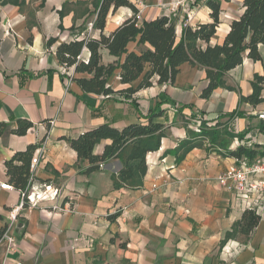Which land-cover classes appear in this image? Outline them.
<instances>
[{
    "label": "crops",
    "instance_id": "1",
    "mask_svg": "<svg viewBox=\"0 0 264 264\" xmlns=\"http://www.w3.org/2000/svg\"><path fill=\"white\" fill-rule=\"evenodd\" d=\"M131 1L139 10V25L169 15L180 36L185 24L170 12V0ZM216 1L220 24L211 45L222 43L244 11L243 0ZM208 2L196 0L194 19L187 25L213 21ZM133 13L128 6L110 11L104 33L111 34ZM95 20L93 0H0V180L10 182L6 161L16 152L46 146L28 189L34 202L27 200L16 220L10 212L21 202L22 192L0 187V264H264V200L255 193L238 195L217 180L247 156L225 154L208 140L181 161L174 152L190 131L198 132L196 123L207 121L244 133V138L232 139L230 149H255L249 160L264 154V119L259 117L264 101L256 106L241 101V95L253 91L255 73L264 74V43L259 44L262 60L246 55L226 73L231 88L218 87L209 98L201 96L208 83L205 69L188 62L173 84L154 79L132 98L106 97L84 92L73 78L87 75L67 69L56 54L60 43L87 32L99 38ZM50 38L57 41L48 45ZM148 47L139 37L127 45L136 52ZM101 54L104 64L126 56L119 58L106 47ZM88 55L85 50L83 56ZM142 79L143 74L132 85L137 87ZM109 85L118 90L131 84L121 82L117 69ZM151 109L163 111L154 121L165 124L168 133L160 149L147 155L142 186L114 188L112 174L122 168L119 158L104 161V168L90 174L82 172L89 162L78 163L73 138L104 123L123 128L143 121ZM236 110L244 114L230 116ZM19 121L32 126L18 134L14 129ZM110 142L102 139L94 153L101 154ZM55 188V199L43 198ZM245 213L259 215L258 224L249 235L238 233L224 242ZM4 233L15 240L10 243Z\"/></svg>",
    "mask_w": 264,
    "mask_h": 264
},
{
    "label": "trees",
    "instance_id": "2",
    "mask_svg": "<svg viewBox=\"0 0 264 264\" xmlns=\"http://www.w3.org/2000/svg\"><path fill=\"white\" fill-rule=\"evenodd\" d=\"M208 4L212 9L213 21L200 23L196 27L184 25L178 37L176 22L167 15L144 21L139 25V10L131 0H93L96 13L93 27L101 31L100 37L94 38L87 32L81 39L62 42L57 47V57L67 69H72L76 74L87 75L73 78L84 92L106 97L119 95L125 98H132L138 90L152 86L154 79L159 84H173L181 65L188 62L205 69L208 83L201 96L209 98L218 87L231 88L226 84V73L241 65L246 55L255 61L262 60L259 44L264 43V0H243L242 15L232 21L222 43L215 45H211L210 41L220 24L221 7L220 2L216 0H209ZM122 6L131 7L133 15L111 34H105L109 12ZM137 37L140 44L147 43L150 47L139 52L128 51V43ZM56 41V38H50L48 45ZM201 41L207 45L202 47ZM104 47L119 58L126 54L124 60L104 64L101 54ZM85 50L89 53L87 57L83 56ZM147 65L150 69L146 71ZM117 69H120L121 82L131 85L118 90L109 85V78ZM142 74V81L134 87L132 82ZM251 84L253 91L248 95H241V101L256 106L264 101V74L255 73ZM162 113L163 111L151 109L143 121L129 123L123 128L104 123L73 138L71 145L77 152L78 163L86 160L89 162V166L82 172L90 174L100 169V162L119 158L122 168L118 173L112 174L114 188L142 186L148 171L147 155L160 149L162 139L168 133L165 124L154 121L155 117L161 116ZM243 114L242 111L236 110L231 112L230 116ZM31 126V122L19 121L14 132L24 134ZM260 130L264 132V120L260 122ZM235 137L244 138V133L231 132L224 125L209 126L207 121H203L200 131H190V136L181 141L174 152L178 161H181L193 148L208 140L214 148L225 150V154L237 158L246 155L252 159L256 155L255 149L243 145L234 150L230 149V143ZM102 139H110L111 142L101 154H95V146ZM35 149L29 147L16 152L6 161L9 181L19 190H26L29 184ZM259 219L257 214L245 213L227 233L224 242L238 233L249 235Z\"/></svg>",
    "mask_w": 264,
    "mask_h": 264
},
{
    "label": "built area",
    "instance_id": "3",
    "mask_svg": "<svg viewBox=\"0 0 264 264\" xmlns=\"http://www.w3.org/2000/svg\"><path fill=\"white\" fill-rule=\"evenodd\" d=\"M195 2L196 0H170L168 5L170 7V12L173 15H180L181 20L185 25H187L191 24L194 19ZM169 18L171 19V16H169ZM259 117L264 119V111L259 112ZM201 124V121H199L195 126H193V128L199 132ZM45 151L46 146L44 143H42L38 146L32 157L29 184L26 190H21L22 199L19 205L10 212V218L12 220L17 219L21 209L25 207L27 200L30 203L34 202L28 193V189L33 179V173L36 170L38 162L44 155ZM1 165L2 163L0 161V166ZM99 165L100 168H104L105 166L104 162H100ZM217 180L221 185L227 186L229 189L234 190L238 195L247 197L249 196V193H255L264 200V154L253 160H249L247 157H242L238 160V162L230 165L224 172L219 174ZM0 187L4 189L15 188L10 182H2L1 180ZM58 192V188H55L53 192L51 190L45 192L43 198L55 199L58 195ZM3 236L7 238L10 243L15 240L13 236H8L7 233H4Z\"/></svg>",
    "mask_w": 264,
    "mask_h": 264
}]
</instances>
